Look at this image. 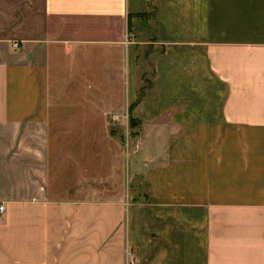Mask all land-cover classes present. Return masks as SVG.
<instances>
[{"label":"crops","instance_id":"obj_1","mask_svg":"<svg viewBox=\"0 0 264 264\" xmlns=\"http://www.w3.org/2000/svg\"><path fill=\"white\" fill-rule=\"evenodd\" d=\"M145 79L139 195L62 189ZM0 264H264V0H0Z\"/></svg>","mask_w":264,"mask_h":264},{"label":"rangeland","instance_id":"obj_2","mask_svg":"<svg viewBox=\"0 0 264 264\" xmlns=\"http://www.w3.org/2000/svg\"><path fill=\"white\" fill-rule=\"evenodd\" d=\"M143 87L142 100L148 93L149 87H151V80L148 82L145 79ZM116 121L118 122L113 121L109 125L108 130L111 137L108 135L109 138L102 139L104 141L101 145L102 149H98L97 155L96 149L92 147L88 154L85 156L77 154L73 158L74 160L71 159V156L67 161H58L56 155L53 157V175L54 178L59 179L58 182L62 184L59 186L62 189L64 188L62 186L69 189L84 184V187H80L81 191H85L90 197H95V194L100 195L101 191L109 195L126 191L131 192V194L136 192L134 194L139 195L137 192L139 188L135 190L134 184L131 185V183L133 179H138L139 182L144 179L140 141H142L145 122L135 118L131 112L125 118H116ZM95 125V123L86 124L87 127L92 126V131ZM117 153L119 156L115 160ZM80 167L85 171L81 170ZM104 177L107 181H103ZM65 184L71 185L66 186ZM64 194L66 192H61L60 195Z\"/></svg>","mask_w":264,"mask_h":264},{"label":"trees","instance_id":"obj_3","mask_svg":"<svg viewBox=\"0 0 264 264\" xmlns=\"http://www.w3.org/2000/svg\"><path fill=\"white\" fill-rule=\"evenodd\" d=\"M142 97H143V94H142V90H141V92H140V96H139L137 102H136L133 106L130 107V112H131V113H132L134 107L136 106V104H137L139 101L142 100ZM133 121H134V120H133Z\"/></svg>","mask_w":264,"mask_h":264}]
</instances>
